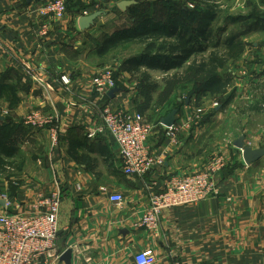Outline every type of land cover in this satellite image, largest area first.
Returning <instances> with one entry per match:
<instances>
[{
    "label": "crops",
    "instance_id": "obj_1",
    "mask_svg": "<svg viewBox=\"0 0 264 264\" xmlns=\"http://www.w3.org/2000/svg\"><path fill=\"white\" fill-rule=\"evenodd\" d=\"M43 1L0 0L1 119L7 117L14 128L13 150L0 155V201L6 196L7 211L33 212L41 198L58 193L56 247L71 250L70 264H135V255L144 250L153 252L155 264H264V159L246 166L240 153H223L219 197L165 210L157 234L135 226L168 177L205 166L212 156V124L196 120L205 110L183 106L175 120L187 126L175 145L168 146L162 127L152 126L151 151L160 154L168 146L164 165L142 178L125 176L116 144L97 131L100 113L104 106L139 112L137 99L147 92L136 85V70L121 64L112 99L100 100L92 92L90 79L113 58V50L103 56L96 52L106 36L95 34L104 29L101 6L108 1L68 0L59 20L36 16L34 9ZM81 10L101 15L82 30ZM46 21L50 32L42 38L38 30ZM35 77L53 90L39 86ZM5 93L15 96V105ZM32 112L51 117L55 133L26 126L24 117ZM116 195L121 203L110 201ZM4 212L0 206V215Z\"/></svg>",
    "mask_w": 264,
    "mask_h": 264
},
{
    "label": "rangeland",
    "instance_id": "obj_2",
    "mask_svg": "<svg viewBox=\"0 0 264 264\" xmlns=\"http://www.w3.org/2000/svg\"><path fill=\"white\" fill-rule=\"evenodd\" d=\"M107 1L101 6L106 15L104 29H98L95 37L118 30L135 33L140 18L131 17L127 10H116L118 0ZM129 1L134 2L131 6L137 3L136 0ZM150 1L160 0H140L141 3ZM164 1L166 9L158 14L160 23L166 18V13L181 19V9L192 11L195 7L200 11L210 6L218 13V17L210 25V45L181 68L165 73L153 70L147 72L145 68L136 70V85L147 92L137 99L141 108L139 113L149 126L160 128V119L171 110L194 104L195 109L205 110L196 120L212 124L211 158L215 155L223 157V153L228 151L241 155L233 146V142L240 137H244L246 146L264 149V0ZM143 6L147 9L146 5ZM180 24H183L182 21ZM164 43L169 41L159 40L154 43V47L143 48L136 40L125 38L117 49H113V58L107 67L118 68L121 62L139 54L146 47H149L148 53H156L158 49L164 48ZM210 58L217 62L212 65L209 63ZM213 67L217 68V75L229 84L221 95L203 94L201 91L203 82L209 77L207 72ZM4 98L7 100L6 95ZM2 104L0 116H3L2 109L5 106Z\"/></svg>",
    "mask_w": 264,
    "mask_h": 264
},
{
    "label": "built area",
    "instance_id": "obj_3",
    "mask_svg": "<svg viewBox=\"0 0 264 264\" xmlns=\"http://www.w3.org/2000/svg\"><path fill=\"white\" fill-rule=\"evenodd\" d=\"M67 0H44L34 9L40 19L59 20L66 13ZM87 16L83 11L80 15ZM49 23L43 22L38 30L39 37L49 35ZM115 67H106L97 72L91 79L93 94L100 100H109L111 90H117ZM39 86L53 90L50 84L35 77ZM60 82L67 85L65 77ZM1 106V105H0ZM26 126L46 129L55 133L52 118L32 112L24 117ZM100 124L97 131L107 134L116 144L121 159L122 173L127 177L142 178L151 171L164 165L165 152L168 146L175 145L186 123L175 124L164 128L165 139L168 146L160 154H154L148 144L152 127L144 117L130 108H111L104 106L100 113ZM224 157L215 155L205 166L191 174L168 177L163 189L149 198L147 211L135 226L152 234L159 232L160 217L165 210L186 205H196L209 198H217L220 192L217 187V175L225 168ZM6 212L0 215V264H52L59 260L62 252L57 250L56 236L60 214V196L53 193L41 198L33 212L19 210L8 212L9 203L6 196ZM230 198H225L229 202ZM110 201L121 203L123 198L119 195L110 197ZM156 259L151 250H144L135 255V264H155Z\"/></svg>",
    "mask_w": 264,
    "mask_h": 264
},
{
    "label": "trees",
    "instance_id": "obj_4",
    "mask_svg": "<svg viewBox=\"0 0 264 264\" xmlns=\"http://www.w3.org/2000/svg\"><path fill=\"white\" fill-rule=\"evenodd\" d=\"M136 1L137 3L135 6H130L127 9L131 17L143 19H139V23L135 27L136 32L131 33L126 30H118L110 35H106L101 39V42L96 45V52L99 56H103L110 50L119 47V44H122L125 38L128 40H136L138 45H142L143 48L145 46H150L152 48L157 41L168 40L169 43H164V48L158 49V52L156 53H148L147 49H149V47H146L144 51L142 50L139 54L128 57L123 63H121V66L127 67L128 69L137 70L139 68H145L165 73L181 68L192 57L203 52L210 45L212 34L210 25L218 17V13L215 10H212L210 6H207L200 11L196 7L192 11L181 9V19L166 13V18L160 23L158 20V14L161 10L164 12L166 9L164 0L150 1L146 3H141L140 0ZM198 1L200 0H193V2ZM143 5H146L147 9ZM116 10L120 11L118 8H116ZM83 11L81 10V12ZM177 13L178 10L176 14ZM181 21L183 24H180ZM146 42L147 44L145 45ZM215 62H217L216 59L210 58L209 63L213 65ZM216 69V67H213L207 72L209 77L201 86L203 94L221 95L225 93L229 85L228 81L222 80L215 72ZM117 71L118 68L115 72L118 89ZM6 98H10L8 100L10 106L15 105L17 102V99L13 94L12 97L10 94H6ZM228 100H230V97ZM1 118L2 117L0 116V155L13 150L10 138L14 129H10L9 125L6 124L8 121L7 117H4L3 120ZM70 151L71 147L68 153L70 156L74 157Z\"/></svg>",
    "mask_w": 264,
    "mask_h": 264
},
{
    "label": "water",
    "instance_id": "obj_5",
    "mask_svg": "<svg viewBox=\"0 0 264 264\" xmlns=\"http://www.w3.org/2000/svg\"><path fill=\"white\" fill-rule=\"evenodd\" d=\"M100 2L104 0H98ZM27 3L32 2V0H26ZM132 4H134L133 1H121L117 3V7L120 11L125 12ZM101 15L100 12H95L91 15L87 16H81L78 18V26L80 29L85 30L88 29L94 21ZM117 93V90H111L108 94V97L112 99L115 94ZM177 114V110H172L170 113H168L165 117H163L160 121V124L163 127H171L175 124V115ZM234 148L238 149L241 152L242 160L244 165L250 166L259 160H261L264 157V149H252L245 145L244 143V137H240L237 140L233 142ZM0 206H5V201H0ZM71 250L67 249L65 250L59 257V262L63 264H70L71 261Z\"/></svg>",
    "mask_w": 264,
    "mask_h": 264
}]
</instances>
